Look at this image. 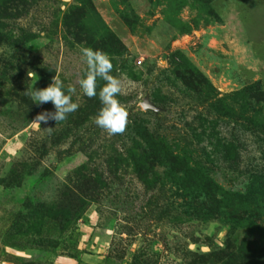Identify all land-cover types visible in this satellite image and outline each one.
Listing matches in <instances>:
<instances>
[{
  "label": "rangeland",
  "instance_id": "1",
  "mask_svg": "<svg viewBox=\"0 0 264 264\" xmlns=\"http://www.w3.org/2000/svg\"><path fill=\"white\" fill-rule=\"evenodd\" d=\"M132 1L6 4L0 264H264V0ZM229 4L243 9L240 35L219 31ZM82 47L111 57L123 133L94 123L101 105L79 87ZM53 77L76 89L79 107L38 124L54 105L25 91ZM145 97L157 111L141 107ZM214 190L219 201L240 196L234 220L209 199Z\"/></svg>",
  "mask_w": 264,
  "mask_h": 264
},
{
  "label": "clouds",
  "instance_id": "2",
  "mask_svg": "<svg viewBox=\"0 0 264 264\" xmlns=\"http://www.w3.org/2000/svg\"><path fill=\"white\" fill-rule=\"evenodd\" d=\"M80 51L87 67L83 77L78 81L79 87L82 93L89 98L98 96L101 105L94 117L95 125L109 135L123 133L128 112L118 99L122 89V81L112 74L111 57L102 50H94L90 47H82ZM98 78L104 81L99 91H97ZM75 91V88H66L60 79L53 77L52 83L47 87L36 88L32 85L25 92L29 95L32 103L51 102L54 105V112L41 113L36 117L38 123L48 119L60 122L65 120L69 113L76 111L79 105L72 100V94Z\"/></svg>",
  "mask_w": 264,
  "mask_h": 264
},
{
  "label": "trees",
  "instance_id": "3",
  "mask_svg": "<svg viewBox=\"0 0 264 264\" xmlns=\"http://www.w3.org/2000/svg\"><path fill=\"white\" fill-rule=\"evenodd\" d=\"M22 2L25 3V0H0V20L3 18V13H5V11L7 10V6H6L7 3H10V4H11V8L15 10V9L19 6V4L22 3ZM121 15H122V18H123L125 24H126L129 28H131V27H132V23H131L129 17L126 16L125 14H123V13H121ZM9 16H11L12 18H15V17H16V13L14 12V15H9ZM0 30H1V29H0ZM2 38H3V34H2L1 31H0V42L2 41ZM27 40H28V39H27ZM27 40H26V42H27ZM1 45H2V44H0V46H1ZM10 61L12 62V59H11ZM11 62H10V63L7 62V59H6L5 57H3V56L0 55V64H4V66H7V64H8V63L11 64ZM255 87H256V89H258V87L255 86V85L247 86V87L244 88V90L242 91V93H244V94L250 93V92L253 91L252 88H255ZM247 91H248V92H247ZM246 92H247V93H246ZM259 100H261V99H259ZM174 157H175V156H174ZM175 158H178V157H175ZM179 169H180V171L183 172V174L185 175V174H187V170L189 169V167H188V165L182 163V167H180ZM185 177H186V175H185ZM185 177H183L182 179L184 180ZM220 190H221V189H220ZM214 191H215V190H214ZM216 193H217V191L213 192L212 197L209 196V199H210L211 201H214V202L217 204V207H218V208L224 210L222 214L226 215L225 217H228V216H229V217H230V220H234V219H235V214H236V208H235V206H234L232 203H230V202H231L232 199H235V197L233 198V196H231V193H230L229 195H228V194H225V195H224V193H222V198H223V199H222L221 201H219L218 198H217ZM238 195H240V194H238ZM207 196H208V195H207ZM189 197H191V196L187 195V198H189ZM196 197H197V199H198L199 197L201 198L200 195H198V196H196ZM193 198H194V201H192ZM237 198H238V199H235V200H239V201H240V199H239L240 196L237 197ZM191 201H192V202H197V203H198V201L196 200L195 196L191 198ZM199 202H200V201H199ZM211 203H212V202H211ZM205 204H206V203H205ZM232 205H233V206H232ZM201 207H202V205H201ZM198 208H199V206L197 207V209H198ZM217 210H218V209H217ZM217 210H216V212H217ZM218 211L221 212L220 210H218ZM238 218H239V220H241L243 217L240 216V217H238Z\"/></svg>",
  "mask_w": 264,
  "mask_h": 264
},
{
  "label": "crops",
  "instance_id": "4",
  "mask_svg": "<svg viewBox=\"0 0 264 264\" xmlns=\"http://www.w3.org/2000/svg\"><path fill=\"white\" fill-rule=\"evenodd\" d=\"M214 1L215 0H213V2ZM132 2H133V5L136 9L138 7H141L143 9L146 8V4H147L146 0H133ZM256 4H257L256 2L252 3L253 6H255ZM229 7H230V10L228 12L229 19H224V23H223V25L222 24L220 25L219 31L220 32L222 31L223 33H227L228 35H231L232 32L239 34L240 32H242L243 27H244L243 25L245 24V23H243V18H241V14H242L243 9L238 10L239 7H235L233 4H229ZM249 9H247V10H249ZM244 10H246V9L244 8ZM107 12L110 13L109 10ZM222 17H223V15H222ZM234 21H240V29L238 31L235 28V26H233ZM205 31H204L205 32L204 39H202L203 40L202 42H204V46L199 51V54H202L203 56H204V54H206L207 51H211L210 48H206L205 45L207 44L208 46H212V40H213V37L210 36V31H207V30H205ZM127 34H129V32H127L125 35H127ZM208 37H210L209 41H208ZM240 40H241L242 44L246 45V48H248V49L250 48V41L248 38H243V39L240 38ZM253 61H256V60H253Z\"/></svg>",
  "mask_w": 264,
  "mask_h": 264
},
{
  "label": "water",
  "instance_id": "5",
  "mask_svg": "<svg viewBox=\"0 0 264 264\" xmlns=\"http://www.w3.org/2000/svg\"><path fill=\"white\" fill-rule=\"evenodd\" d=\"M141 107L144 109H152L154 111H157V107L154 103L150 101L148 97H145L144 100L141 102Z\"/></svg>",
  "mask_w": 264,
  "mask_h": 264
},
{
  "label": "built area",
  "instance_id": "6",
  "mask_svg": "<svg viewBox=\"0 0 264 264\" xmlns=\"http://www.w3.org/2000/svg\"><path fill=\"white\" fill-rule=\"evenodd\" d=\"M141 63V60H139V64Z\"/></svg>",
  "mask_w": 264,
  "mask_h": 264
}]
</instances>
